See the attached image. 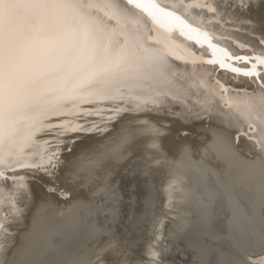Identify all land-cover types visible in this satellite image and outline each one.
<instances>
[{
  "label": "bare ground",
  "instance_id": "obj_1",
  "mask_svg": "<svg viewBox=\"0 0 264 264\" xmlns=\"http://www.w3.org/2000/svg\"><path fill=\"white\" fill-rule=\"evenodd\" d=\"M214 2L224 35L216 42L233 53L260 51L264 0ZM215 74L225 84L250 83L219 68ZM140 120L159 129L158 149L150 134L136 131L145 127ZM107 127L44 135L53 144L62 140L58 168L51 178L18 170L29 194L18 222L0 233V264H237L264 249L261 161L219 116L188 117L172 103L123 113Z\"/></svg>",
  "mask_w": 264,
  "mask_h": 264
},
{
  "label": "snow or ice",
  "instance_id": "obj_2",
  "mask_svg": "<svg viewBox=\"0 0 264 264\" xmlns=\"http://www.w3.org/2000/svg\"><path fill=\"white\" fill-rule=\"evenodd\" d=\"M222 19L214 0H0V233L29 194L18 170L55 176L62 140L45 134L106 132L123 113L175 103L188 117L215 114L250 142L264 173V38L260 51L233 53L216 42ZM217 68L250 83L225 84ZM139 123L158 149L159 129ZM245 256L237 264H264V249Z\"/></svg>",
  "mask_w": 264,
  "mask_h": 264
}]
</instances>
